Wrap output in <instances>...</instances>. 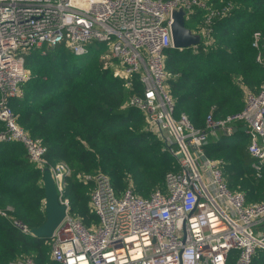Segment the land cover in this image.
Instances as JSON below:
<instances>
[{
	"label": "built area",
	"instance_id": "built-area-1",
	"mask_svg": "<svg viewBox=\"0 0 264 264\" xmlns=\"http://www.w3.org/2000/svg\"><path fill=\"white\" fill-rule=\"evenodd\" d=\"M179 7L186 9V20L196 10H205L198 32L208 43L215 17L228 14L232 5L220 9L210 0H0V120L5 126L0 141L22 142L31 161L42 171L51 169L59 201L66 206L51 237V258L60 264H230L234 257L233 264H253L257 249H264V197L249 203L244 191L231 189L221 161L208 157L204 149L210 135L231 132L242 122L250 137L252 167L261 176L264 81L257 93H245L242 110L220 119L211 111L206 128L195 127L184 112L176 117L165 62L166 52L176 48L171 24L172 12ZM262 38L255 31L252 46L256 61L264 65ZM63 40L77 55L87 53L93 42L107 44L105 65L128 87L137 81L143 88L126 105L144 112L147 127L163 136L178 162L166 173L165 186L148 196L137 193L132 184L118 192L103 171L79 173L80 180L94 185L89 208L97 221L89 225L70 211L65 195L68 164L48 162L46 145L19 125L10 103L20 83L30 78L25 54ZM166 135L172 136L171 143ZM10 210L0 214L33 235ZM10 264L36 262L20 256Z\"/></svg>",
	"mask_w": 264,
	"mask_h": 264
},
{
	"label": "trees",
	"instance_id": "trees-1",
	"mask_svg": "<svg viewBox=\"0 0 264 264\" xmlns=\"http://www.w3.org/2000/svg\"><path fill=\"white\" fill-rule=\"evenodd\" d=\"M210 3L232 8L215 17L208 43L203 38L191 48H171L165 62L174 114L186 113L198 128H206L211 111L220 119L242 110L245 93H257L264 81V65L256 61L252 46L255 31L262 33L264 42V0ZM205 13L196 10L186 25L199 31ZM107 51V44L93 42L87 53L77 55L64 40L30 50L24 56L30 78L20 83L19 94L10 101L19 125L46 145L48 162L68 164L65 195L71 213L86 225L97 221L89 208L94 185L80 180L79 173L103 171L118 192L132 182L137 193L148 196L165 186L166 173L178 164L161 134L147 127L144 112L126 105L142 92V85L136 81L128 87L116 76L105 65ZM242 125L210 135L204 149L208 157L221 161L227 185L244 191L252 203L264 197V171L258 176L252 167L250 137ZM4 127L0 120V131ZM10 205L9 214L31 228L46 219L42 170L29 159L22 142L2 140L0 207ZM20 256L32 257L36 264H60L51 258V237L25 234L0 214V264ZM253 264H264V249H257Z\"/></svg>",
	"mask_w": 264,
	"mask_h": 264
},
{
	"label": "water",
	"instance_id": "water-1",
	"mask_svg": "<svg viewBox=\"0 0 264 264\" xmlns=\"http://www.w3.org/2000/svg\"><path fill=\"white\" fill-rule=\"evenodd\" d=\"M186 14L184 7L175 8L172 12L171 30L176 48H191L200 44L203 39L202 32L195 31L186 25ZM240 128L244 131L247 129L246 126ZM202 157L205 158V156ZM42 180L45 189L46 219L40 226L32 227L31 230L35 236L52 237L65 217L66 206L59 201L57 186L48 166L42 171Z\"/></svg>",
	"mask_w": 264,
	"mask_h": 264
},
{
	"label": "rangeland",
	"instance_id": "rangeland-1",
	"mask_svg": "<svg viewBox=\"0 0 264 264\" xmlns=\"http://www.w3.org/2000/svg\"><path fill=\"white\" fill-rule=\"evenodd\" d=\"M162 136V135H161ZM168 137V142L171 143L172 142V136L171 135H166ZM163 137V136H162ZM166 142V141H165ZM167 145V144H166ZM132 184V182H131ZM11 206V205H10ZM9 206H5V207H0V210L3 209H7Z\"/></svg>",
	"mask_w": 264,
	"mask_h": 264
},
{
	"label": "crops",
	"instance_id": "crops-1",
	"mask_svg": "<svg viewBox=\"0 0 264 264\" xmlns=\"http://www.w3.org/2000/svg\"><path fill=\"white\" fill-rule=\"evenodd\" d=\"M237 127H238V126H237ZM237 127H235V128H237ZM235 128H234V130H235ZM217 134H218V132H217ZM217 134H216V135H217ZM218 136H219V134H218ZM218 136H217V137H218Z\"/></svg>",
	"mask_w": 264,
	"mask_h": 264
}]
</instances>
